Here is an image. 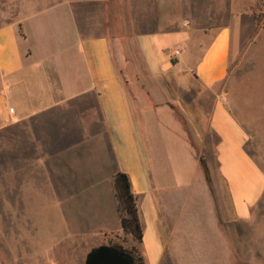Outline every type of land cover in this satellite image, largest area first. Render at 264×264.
<instances>
[{
	"label": "crops",
	"instance_id": "obj_1",
	"mask_svg": "<svg viewBox=\"0 0 264 264\" xmlns=\"http://www.w3.org/2000/svg\"><path fill=\"white\" fill-rule=\"evenodd\" d=\"M251 3L0 0V142L8 143L0 168L40 171L63 192L106 183L89 218L94 247L113 237L124 248L135 246L144 264H234L247 237L204 234V219L218 230L208 184L186 131L165 117L154 84L168 77L182 83L187 74L186 85H222ZM215 96L205 131L217 136L218 174L232 215L244 219L264 189V173L245 149V131L224 92ZM118 171L130 179L140 242L120 225Z\"/></svg>",
	"mask_w": 264,
	"mask_h": 264
},
{
	"label": "rangeland",
	"instance_id": "obj_2",
	"mask_svg": "<svg viewBox=\"0 0 264 264\" xmlns=\"http://www.w3.org/2000/svg\"><path fill=\"white\" fill-rule=\"evenodd\" d=\"M260 30L263 35L258 41ZM239 34L230 73L222 85L208 89L194 81L186 85L187 74L181 76L182 83L168 77L161 80L162 86L154 84L162 101L155 96L154 103L148 102L153 106L159 102L165 117L180 122L202 168L218 221L217 230L204 219V234L245 236L240 239L242 252L246 248L234 264H239V258L241 264H264V189L249 216L236 219L226 184L218 174L217 136L205 131L215 94L223 91L224 103L245 131V149L264 173V0H252L241 15ZM182 67L180 63L179 71ZM7 150L8 143L0 142V152ZM95 160L100 161L98 156ZM1 168L0 264H84L86 253L96 243L89 218L98 210V196H103L106 183L63 192L55 190L48 175L40 171L14 173L9 164ZM67 196H71L69 201ZM109 241L118 242L113 237Z\"/></svg>",
	"mask_w": 264,
	"mask_h": 264
},
{
	"label": "trees",
	"instance_id": "obj_3",
	"mask_svg": "<svg viewBox=\"0 0 264 264\" xmlns=\"http://www.w3.org/2000/svg\"><path fill=\"white\" fill-rule=\"evenodd\" d=\"M114 188L122 231L125 234H130L134 241L140 242L142 229L137 215L135 196L131 190L130 179L125 172L118 171L115 173ZM115 237L119 236L115 234ZM108 245L127 253L132 258L134 264H144L142 256L135 246L124 248L120 243L113 241H109Z\"/></svg>",
	"mask_w": 264,
	"mask_h": 264
},
{
	"label": "water",
	"instance_id": "obj_4",
	"mask_svg": "<svg viewBox=\"0 0 264 264\" xmlns=\"http://www.w3.org/2000/svg\"><path fill=\"white\" fill-rule=\"evenodd\" d=\"M84 264H134V262L127 253L101 244L86 253Z\"/></svg>",
	"mask_w": 264,
	"mask_h": 264
},
{
	"label": "built area",
	"instance_id": "obj_5",
	"mask_svg": "<svg viewBox=\"0 0 264 264\" xmlns=\"http://www.w3.org/2000/svg\"><path fill=\"white\" fill-rule=\"evenodd\" d=\"M179 51L178 50H174L172 52V57H176L178 55Z\"/></svg>",
	"mask_w": 264,
	"mask_h": 264
}]
</instances>
